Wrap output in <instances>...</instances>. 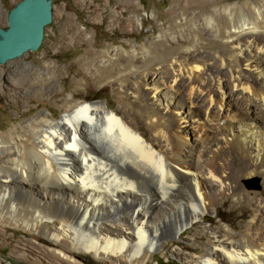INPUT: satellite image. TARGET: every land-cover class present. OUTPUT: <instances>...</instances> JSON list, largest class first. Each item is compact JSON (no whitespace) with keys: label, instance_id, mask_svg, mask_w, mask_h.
I'll return each instance as SVG.
<instances>
[{"label":"bare ground","instance_id":"1","mask_svg":"<svg viewBox=\"0 0 264 264\" xmlns=\"http://www.w3.org/2000/svg\"><path fill=\"white\" fill-rule=\"evenodd\" d=\"M224 11L238 36L233 47L253 76L230 70L228 79L212 77V90L201 81L200 66L176 60L167 76L161 73L157 81L147 83L149 95L162 111L156 112L152 105L143 107L151 119V139L139 133L130 114L86 102L68 106L59 120L39 115L25 126L30 133L23 143L16 130L1 133L0 225L40 233L60 245L64 255L54 251L53 264L71 263L66 255L72 251L150 264L156 251L180 245L173 238L205 222L231 197L244 199L240 182L264 173V131L254 125L253 116L241 118L230 110L234 94L228 95L226 89L230 86L235 97L246 102V109L259 101L264 109V4L255 14L244 4L237 27L231 7ZM206 21L213 30L217 19ZM210 46L223 48L217 41ZM162 96L167 101L183 99L185 111L166 119L163 112L170 108ZM198 99L206 104L204 121L192 141L179 130L185 129L181 127L184 116L200 110ZM226 107L231 113H226ZM215 108L219 116L214 115ZM236 126L239 132L232 134ZM210 222L209 247L198 257L179 250L182 264H264L261 202L242 229V240L232 232L237 227L217 231L216 221ZM180 246L192 249L185 243Z\"/></svg>","mask_w":264,"mask_h":264},{"label":"rangeland","instance_id":"2","mask_svg":"<svg viewBox=\"0 0 264 264\" xmlns=\"http://www.w3.org/2000/svg\"><path fill=\"white\" fill-rule=\"evenodd\" d=\"M20 1L0 0V29L7 28V14ZM51 3L52 21L44 29L39 48L0 65V134L16 130L20 143L30 133L25 126L36 117L46 115L51 120H59L68 106L81 102L101 104L127 117L130 114L139 133L147 139L153 138L154 133L148 128L151 119L144 111L147 105H152L158 113L162 111L157 109L149 95L147 83L157 81L161 73L167 76L176 60L184 65L200 66V77L203 78L200 80L211 89L212 77L228 79L230 70L253 76L245 69L242 58L233 47L238 36L224 8L231 7L237 27L244 4L249 5L255 14L264 0H143V3L141 0H51ZM206 5L208 7L203 8ZM212 17L217 19L213 30L206 21ZM214 41L221 43L222 50L210 46ZM182 80L183 85L186 80ZM230 90L228 86V95L234 94L231 98L234 105L230 110L238 112L241 118L253 116L256 119L254 125L264 131L262 102L246 109V102L235 97L236 92ZM139 96L143 98L142 102ZM177 97L172 101L160 97L170 108V111L163 112L166 119H175L176 111H185L183 107L187 102ZM216 98L220 99L219 96ZM204 104L198 99L200 110L191 117L184 116L181 127L185 129L179 131L188 140L195 141L193 135L204 118ZM214 110V115L219 116V110ZM239 128L234 127L232 134L239 132ZM240 183L244 199L231 197L218 211L210 212L205 222L195 223L182 232L181 238H173L180 245H192V249L181 250L176 244L156 251L150 264H182L177 253L180 251L188 257L205 253L211 235L207 228H210L212 218L216 221L217 231L235 226L237 229L232 232L242 240L245 237L242 229L252 221L256 203L264 205V173ZM195 237L198 239L194 240ZM61 250L60 245L40 233L31 234L0 225V264H53L51 254L54 251L61 253ZM72 252L66 255L72 264H127L125 259L116 261Z\"/></svg>","mask_w":264,"mask_h":264},{"label":"water","instance_id":"3","mask_svg":"<svg viewBox=\"0 0 264 264\" xmlns=\"http://www.w3.org/2000/svg\"><path fill=\"white\" fill-rule=\"evenodd\" d=\"M51 9V0H21L8 12L7 28L0 29V65L39 48Z\"/></svg>","mask_w":264,"mask_h":264},{"label":"trees","instance_id":"4","mask_svg":"<svg viewBox=\"0 0 264 264\" xmlns=\"http://www.w3.org/2000/svg\"><path fill=\"white\" fill-rule=\"evenodd\" d=\"M141 2L143 3V0H141Z\"/></svg>","mask_w":264,"mask_h":264}]
</instances>
